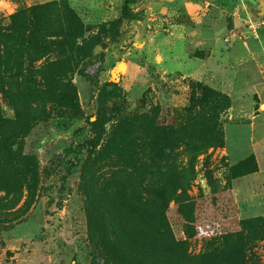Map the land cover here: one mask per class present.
<instances>
[{
  "label": "rangeland",
  "instance_id": "1",
  "mask_svg": "<svg viewBox=\"0 0 264 264\" xmlns=\"http://www.w3.org/2000/svg\"><path fill=\"white\" fill-rule=\"evenodd\" d=\"M51 2L85 32L0 77V264H264V0H0V29Z\"/></svg>",
  "mask_w": 264,
  "mask_h": 264
},
{
  "label": "trees",
  "instance_id": "2",
  "mask_svg": "<svg viewBox=\"0 0 264 264\" xmlns=\"http://www.w3.org/2000/svg\"><path fill=\"white\" fill-rule=\"evenodd\" d=\"M136 3L137 0H124L122 16L125 19H134V14L130 6ZM55 16L64 21L65 27L63 31L55 33V35H42V31L47 32L49 30V22ZM14 19L16 21L11 27L0 29V77H2V82L10 80L14 73L17 76L23 74L22 66L25 63L24 56L28 51L32 53L30 57L36 56L39 52L43 54L42 56L48 55L51 53L53 46H62L60 42L51 40L52 38L60 36L69 45L76 42L85 32L81 18L65 2H51L37 8L20 11L14 15ZM27 23H29V29L25 28ZM40 23H42L41 26L39 25ZM22 30L27 35L22 34ZM18 40H21L19 45H17ZM32 45L34 48L31 47ZM16 64H20V69L17 72L14 71ZM59 64L58 61H55L45 66L46 71L42 78L48 87L54 86L56 78L59 77V74L55 75L52 72L53 70H57V68L53 67ZM7 84L8 87H11L10 81Z\"/></svg>",
  "mask_w": 264,
  "mask_h": 264
}]
</instances>
